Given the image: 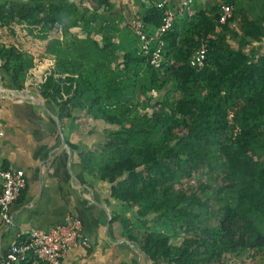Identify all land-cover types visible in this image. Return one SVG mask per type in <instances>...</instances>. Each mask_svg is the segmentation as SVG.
Returning a JSON list of instances; mask_svg holds the SVG:
<instances>
[{"label": "trees", "instance_id": "16d2710c", "mask_svg": "<svg viewBox=\"0 0 264 264\" xmlns=\"http://www.w3.org/2000/svg\"><path fill=\"white\" fill-rule=\"evenodd\" d=\"M212 1L208 9L173 18L161 37L160 65L153 67L138 45L117 61V33L102 24L111 17L100 14L109 0H85L82 6L71 0H0L4 67L15 76L28 74L61 116L88 92L85 113L106 123L99 151L79 153L80 161L129 213L114 218L145 264H250L264 250V164L251 154L264 125V48L243 50L264 38V0H246L257 4L251 16L242 0H223L232 7L225 23ZM157 2L141 4L137 19L147 30L161 23ZM75 28L85 32L77 40L80 50L64 36ZM93 32L101 36V47ZM236 36L233 46L227 39ZM201 42L205 60L191 65ZM57 44L64 51L73 46L71 52L84 61H72L69 76L51 64ZM27 51L31 58L24 57ZM148 98H155L153 109H139ZM151 223L163 224L164 232L152 230ZM31 260L28 253L18 264Z\"/></svg>", "mask_w": 264, "mask_h": 264}, {"label": "crops", "instance_id": "0c3cea01", "mask_svg": "<svg viewBox=\"0 0 264 264\" xmlns=\"http://www.w3.org/2000/svg\"><path fill=\"white\" fill-rule=\"evenodd\" d=\"M109 2V9L100 14L106 12L104 18L111 17L102 24L117 33L112 40L120 61L121 54L138 45L129 21L137 19L141 4L148 0ZM179 2L169 0L174 19L208 9L213 1L190 0L182 11L178 10ZM90 36L101 47V36L95 32ZM61 46L57 44L50 54L51 64L56 72L69 76L68 64L83 60L71 52L73 46H67V51ZM87 95L84 92L81 99H73V109L61 116L60 108L39 92L28 74L13 75L0 59V162L4 167L23 170L25 176L20 196L8 208L11 223L5 224L0 217V263L22 231H46L72 216L79 221L87 246L69 250L64 264H145L141 252L124 236L114 218L128 215L123 205L110 196L106 182L83 170L79 153L96 144L106 127L100 117L85 113Z\"/></svg>", "mask_w": 264, "mask_h": 264}, {"label": "built area", "instance_id": "2783aa9c", "mask_svg": "<svg viewBox=\"0 0 264 264\" xmlns=\"http://www.w3.org/2000/svg\"><path fill=\"white\" fill-rule=\"evenodd\" d=\"M169 0H158L157 6L162 8L161 23L153 30H147L138 19H131L129 27L138 39L137 52L147 57L148 63L158 67L161 62V37L171 27L175 16L174 9L167 5ZM190 0H180L178 10L182 11ZM219 22L225 23L232 16V7L223 0H217ZM233 25V23L231 24ZM154 47L152 48V45ZM206 45L201 42L189 58V64L201 66L205 60ZM1 134V133H0ZM25 186L24 172L18 168L4 167L0 162V217L5 224L11 223L8 208L18 199ZM87 246V238L80 232L79 221L68 216L61 224L49 230L31 228L22 231L18 241L11 246L0 264H18L28 253L32 260L29 264H64L65 254L77 247Z\"/></svg>", "mask_w": 264, "mask_h": 264}, {"label": "rangeland", "instance_id": "374dc122", "mask_svg": "<svg viewBox=\"0 0 264 264\" xmlns=\"http://www.w3.org/2000/svg\"><path fill=\"white\" fill-rule=\"evenodd\" d=\"M71 1H73L76 5H80V6H82V4H85V0H71ZM254 5L257 7V4L255 2L249 3L246 0H242V7L247 11L248 16H251L250 7L252 8ZM253 10H254L253 13H255V11L256 12L258 11L257 8H255ZM84 35H85V32H81V31H79V29H76V28H75V30L70 29L69 32L67 31L64 34V36L66 38H69L70 40L73 39L72 42L76 43L75 46H77V48L79 50H80V47H79L77 40H79ZM239 37L240 36H236L234 38H228L227 40L231 45L235 46V45H238V43H239V40H240ZM257 45L264 48V38L261 39V41H259V42H253L252 44L250 43V44L244 45L243 50L246 51L247 48H250L251 46L254 47ZM28 52H31V51H27V53L24 54L25 58H31L32 57V54L28 53ZM49 58H50V56H49ZM68 65H69L70 70H71V68L73 67L72 63H69ZM64 67H67V65H65ZM60 68H61V66H60ZM137 95H139V94H137ZM77 99L78 98H76L75 100H77ZM79 99H81V97H79ZM154 101H155V98L154 99L148 98L146 100L144 99L143 103L139 104V109L148 110V111L152 110L153 107L151 105L153 104ZM81 103H82V101H81ZM91 151L98 152L99 147L96 144H93V145L89 146L88 149L85 150L84 153H88ZM251 154H252L253 159L257 162L258 165L264 164V125L260 128L259 132L253 138V144L251 147ZM128 215H129V213H128ZM162 225L163 224H159V223L158 224L151 223L150 228L156 232H164L163 231L164 227ZM183 234L185 235L186 233L184 232ZM188 235H191V232H188ZM180 238H181V236L178 235L177 239H180ZM225 263H228V261H225ZM250 264H264V250L258 252V254L256 255V258H255V261L250 263Z\"/></svg>", "mask_w": 264, "mask_h": 264}]
</instances>
